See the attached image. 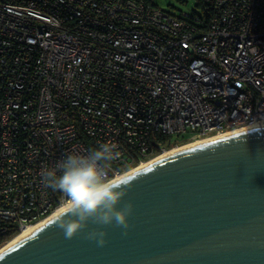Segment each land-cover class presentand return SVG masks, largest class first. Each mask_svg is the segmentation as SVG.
Instances as JSON below:
<instances>
[{"label": "built area", "instance_id": "built-area-1", "mask_svg": "<svg viewBox=\"0 0 264 264\" xmlns=\"http://www.w3.org/2000/svg\"><path fill=\"white\" fill-rule=\"evenodd\" d=\"M205 30L145 0H0V223L63 206L41 173L114 142L120 176L158 133L215 137L264 119V0H209Z\"/></svg>", "mask_w": 264, "mask_h": 264}, {"label": "water", "instance_id": "water-1", "mask_svg": "<svg viewBox=\"0 0 264 264\" xmlns=\"http://www.w3.org/2000/svg\"><path fill=\"white\" fill-rule=\"evenodd\" d=\"M128 179L127 235L106 226L101 247L84 233L66 239L53 219L0 264H264V133L181 150Z\"/></svg>", "mask_w": 264, "mask_h": 264}, {"label": "clouds", "instance_id": "clouds-1", "mask_svg": "<svg viewBox=\"0 0 264 264\" xmlns=\"http://www.w3.org/2000/svg\"><path fill=\"white\" fill-rule=\"evenodd\" d=\"M261 133L264 123L253 120L232 129L230 140L243 142L248 135ZM120 155L116 143L103 142L84 154H68L41 173L44 186L64 196L62 211L53 223L63 230L66 239L84 233L85 238L102 247L107 235L104 228L109 225L122 228V234L127 235L133 205H120L133 181L126 175H113L110 168ZM90 225L96 227L89 230Z\"/></svg>", "mask_w": 264, "mask_h": 264}, {"label": "trees", "instance_id": "trees-1", "mask_svg": "<svg viewBox=\"0 0 264 264\" xmlns=\"http://www.w3.org/2000/svg\"><path fill=\"white\" fill-rule=\"evenodd\" d=\"M148 4L153 5L154 7L158 8L152 0H145ZM194 10H191L190 13H183L179 11L178 15L173 14L171 11L164 10L169 15L181 18L185 22H187L191 27L197 28L198 30H205V25L213 13L212 2L209 0H194ZM156 143L160 145V149L169 150L175 146H181L187 143L192 142L193 140L190 139L189 133H185L182 135H164L158 133L155 135ZM87 148L89 150L95 148L92 144L84 140ZM159 155V154H157ZM57 191V190H56ZM4 225L0 223V247L3 246L7 241L13 238L18 232H2L1 230L4 229Z\"/></svg>", "mask_w": 264, "mask_h": 264}, {"label": "bare ground", "instance_id": "bare-ground-1", "mask_svg": "<svg viewBox=\"0 0 264 264\" xmlns=\"http://www.w3.org/2000/svg\"><path fill=\"white\" fill-rule=\"evenodd\" d=\"M260 122L264 123V119L262 121H260ZM230 133L231 132L226 133V134H222V135H218V136H215V137L198 139V140H194V141H192L190 143H187V144H184V145H181V146H175V147H173V148H171L169 150L163 151L157 157L152 158V159H150V160H148L146 162H143V163L137 165L136 167L132 168L131 170L125 172L122 175H126L128 177V176L132 175L134 172L146 168L147 166H149L153 162H156V161H158L160 159L169 157V156L173 155L176 152H179L181 150H185L187 148H191L193 146H196V145H199V144H203V143H206V142H211V141H214V140H216L218 138L228 137V136H230ZM62 207L63 206L54 209L44 219H42V220H40V221H38V222H36V223H34L32 225H29V226H26V227L22 228L17 235H15L13 238H11L3 246L0 247V253L3 252L5 249L9 248L10 246L14 245L15 243L19 242L23 238L31 235L34 231H36L37 229H39L42 226H44L47 222L55 219L57 214L62 211Z\"/></svg>", "mask_w": 264, "mask_h": 264}, {"label": "rangeland", "instance_id": "rangeland-1", "mask_svg": "<svg viewBox=\"0 0 264 264\" xmlns=\"http://www.w3.org/2000/svg\"><path fill=\"white\" fill-rule=\"evenodd\" d=\"M153 3L161 10L171 11L178 15L179 11L183 13H190L194 10V0H152ZM195 139H193L194 141Z\"/></svg>", "mask_w": 264, "mask_h": 264}]
</instances>
